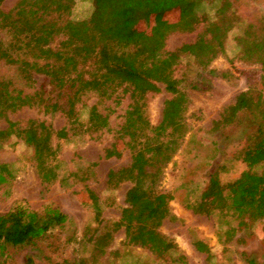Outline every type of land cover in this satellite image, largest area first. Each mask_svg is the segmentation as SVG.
Segmentation results:
<instances>
[{
    "label": "trees",
    "instance_id": "16d2710c",
    "mask_svg": "<svg viewBox=\"0 0 264 264\" xmlns=\"http://www.w3.org/2000/svg\"><path fill=\"white\" fill-rule=\"evenodd\" d=\"M74 1L16 0L10 9L0 8V62L14 69L21 83L16 85L0 75V121L6 122L0 128V148L10 137L21 139L33 151L41 185L47 188L53 181L63 184L58 179V147L52 144V137L65 141L84 135L96 138L109 131V116L96 105L88 107L86 121L79 127L77 106L89 94L104 100H116L119 92L127 94L129 104L113 137L129 151L130 163L110 170L106 181L110 187L123 182H129L130 187L119 220L106 226L123 227L127 237L137 238L141 246L162 258L176 245L158 230L172 215L155 184L188 131V100L173 70L183 55L206 66L215 56L213 51L224 52V41L232 28L226 15L229 2L223 0L215 8V19L207 22L201 13L203 0H96L92 14L83 19L71 17ZM172 11L178 12L176 22L156 28L152 36L128 34L142 20ZM204 21L205 29L193 42L165 50L168 33L192 32ZM236 46L241 59L264 65V39L252 36L250 27L236 38ZM160 85L169 97L163 103L160 122L152 125L146 115L147 96L159 92ZM27 107L60 113L66 126L54 130L43 121L28 120L21 126L8 119L10 113ZM236 125L243 126L251 142L239 155L245 169L226 184L217 175L210 176L199 200L187 206L206 215L216 209L228 210L239 220L255 222L264 209V170H257L264 163V95L240 92L214 121V127ZM115 154V142L103 150L105 158ZM8 166L0 163V184L12 176ZM95 200L94 193L84 188L81 203L93 204ZM67 221V216L52 205L44 206L41 212L14 205L0 215V249L5 245L36 246ZM110 236L107 228L96 238L95 247H103ZM194 246L211 260L207 244L197 240ZM248 263L256 264L253 260Z\"/></svg>",
    "mask_w": 264,
    "mask_h": 264
},
{
    "label": "rangeland",
    "instance_id": "374dc122",
    "mask_svg": "<svg viewBox=\"0 0 264 264\" xmlns=\"http://www.w3.org/2000/svg\"><path fill=\"white\" fill-rule=\"evenodd\" d=\"M223 0H203L201 13L207 22L215 19V8ZM226 15L232 28L224 41V52L213 51L214 58L206 66L192 57L183 55L174 67L173 75L188 100L185 112L187 134L173 159L163 169L155 188L169 204L172 217L164 219L159 232L171 240L176 249L159 258L134 237H127L124 228L108 227L120 218L125 205V193L130 187L123 182L116 187L107 185L110 170L126 167L130 163L129 151L113 137L129 104L122 92L117 99H99L86 95L77 106L79 127L86 121L88 107L96 105L109 116V131L96 138L87 135L68 140L52 137L58 147V179L44 188L36 171L33 151L17 137H10L0 148V163L9 166L11 177L0 184V215L17 204L41 212L52 205L67 216V223L57 228L36 246L5 245L0 249V261L5 264H264V209L255 222L239 220L231 211L213 210L211 214L194 213L188 204H195L205 189L210 176L217 175L226 184L245 169L239 155L247 140L243 126L214 127L222 108L232 103L240 92L264 95V65L254 59L240 58L236 38L250 27L252 36L264 39V0H227ZM16 0H4L0 8L8 10ZM96 0H75L71 17L87 18L92 14ZM178 12L164 16H150L138 23L128 34L131 37L152 36L156 28L172 25ZM201 22L188 33L170 32L165 38V50L173 51L184 43H191L207 24ZM0 75L19 86L14 69L0 62ZM16 84V85H17ZM169 97L160 85V91L147 96L146 115L152 125L161 120L164 101ZM118 101V102H116ZM8 119L21 126L28 120L43 121L54 130L66 126L60 113H48L41 107L22 108L8 115ZM246 125V121H244ZM6 122L0 121V128ZM113 142L116 154L103 157V150ZM264 170V163L257 167ZM84 188L91 190L97 200L81 203ZM99 214L97 215V213ZM107 228L110 238L101 248L95 247L96 238ZM201 240L211 253L196 250L194 242Z\"/></svg>",
    "mask_w": 264,
    "mask_h": 264
}]
</instances>
